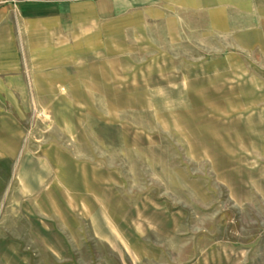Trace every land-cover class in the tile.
I'll return each mask as SVG.
<instances>
[{
  "label": "rangeland",
  "instance_id": "374dc122",
  "mask_svg": "<svg viewBox=\"0 0 264 264\" xmlns=\"http://www.w3.org/2000/svg\"><path fill=\"white\" fill-rule=\"evenodd\" d=\"M201 15L0 0L26 84L0 264H264V28Z\"/></svg>",
  "mask_w": 264,
  "mask_h": 264
},
{
  "label": "crops",
  "instance_id": "0c3cea01",
  "mask_svg": "<svg viewBox=\"0 0 264 264\" xmlns=\"http://www.w3.org/2000/svg\"><path fill=\"white\" fill-rule=\"evenodd\" d=\"M194 4L202 14L201 21L228 23L231 34L238 27L236 23L244 28H264V0H194ZM40 59H34V67L36 63L40 65ZM25 92L18 40L9 23H0V160L7 155V145L12 142L15 148L19 136L18 109L26 106Z\"/></svg>",
  "mask_w": 264,
  "mask_h": 264
}]
</instances>
